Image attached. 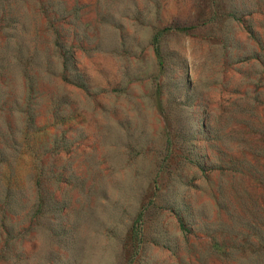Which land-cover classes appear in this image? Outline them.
<instances>
[{
  "label": "rangeland",
  "instance_id": "374dc122",
  "mask_svg": "<svg viewBox=\"0 0 264 264\" xmlns=\"http://www.w3.org/2000/svg\"><path fill=\"white\" fill-rule=\"evenodd\" d=\"M0 264H264V0H0Z\"/></svg>",
  "mask_w": 264,
  "mask_h": 264
}]
</instances>
